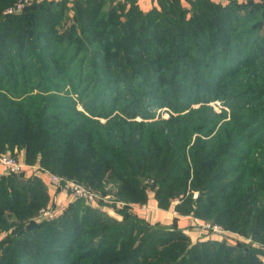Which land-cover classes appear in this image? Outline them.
<instances>
[{
	"label": "trees",
	"instance_id": "obj_1",
	"mask_svg": "<svg viewBox=\"0 0 264 264\" xmlns=\"http://www.w3.org/2000/svg\"><path fill=\"white\" fill-rule=\"evenodd\" d=\"M20 1L0 0V153L127 205L118 217L76 199L37 221L51 197L41 176L0 175V264H264V0L7 12ZM149 190L252 241L151 224L130 208Z\"/></svg>",
	"mask_w": 264,
	"mask_h": 264
},
{
	"label": "built area",
	"instance_id": "obj_2",
	"mask_svg": "<svg viewBox=\"0 0 264 264\" xmlns=\"http://www.w3.org/2000/svg\"><path fill=\"white\" fill-rule=\"evenodd\" d=\"M25 2H27V0L20 1L16 6L8 8L7 12L20 11L24 6ZM0 165H2L5 168V170L10 174H21L23 170L27 166H29L28 164L24 163V161H22L18 156L12 155L10 153H0ZM36 169L39 170L38 175L39 176L46 175L49 183L54 187V192L51 194L50 201L46 207L41 209L38 215L39 218L54 219L58 217L60 214L64 212L67 204L70 201L76 199H83L88 204L99 206L107 211L108 209H106L105 207L112 208L111 210H113L115 214L110 213L109 211L108 212L111 215L118 217H120V215L116 212V207H122L127 205L126 202H124L123 200L116 199L112 194H103L102 192L93 189L88 185H85L70 178H66L57 173L50 172L49 170L41 168L40 166H37ZM146 181L151 182L149 180ZM61 191H64L68 194L67 199L69 201L66 200L65 202L64 201L60 202L58 193ZM130 208L132 211L137 212L143 209V206L131 204ZM194 220L198 224V227L201 230H208L209 232L218 235L220 238H222L223 236L226 237L227 236L226 233L229 231L220 224L203 222L196 217H194ZM238 235L240 236L241 234L238 233ZM243 237L247 242L252 241L250 238H247L245 236Z\"/></svg>",
	"mask_w": 264,
	"mask_h": 264
},
{
	"label": "crops",
	"instance_id": "obj_3",
	"mask_svg": "<svg viewBox=\"0 0 264 264\" xmlns=\"http://www.w3.org/2000/svg\"><path fill=\"white\" fill-rule=\"evenodd\" d=\"M140 7L143 10H149L154 5H157V0H139ZM24 151H20L19 155L21 158H24ZM37 166H27L21 175L25 177H29L34 173V170ZM8 174L5 168L0 165V175H6ZM41 178L44 180L48 191L51 194L54 192V187L51 185L48 181V178L46 175L41 176ZM58 197L60 202L68 200V194L64 191H61L58 193ZM69 201V200H68ZM175 202L168 208V209H162L158 207L157 200L155 199V192L152 190L147 191V202L143 206V209L137 211L138 215L145 218L148 222L151 224H154L156 226L165 227V228H178L182 229L192 240V242H196L198 240H205L208 239L210 236H203L199 237L198 239L194 238V234L192 233L193 224H194V217L192 215H183L179 214L175 210ZM109 211V210H108ZM112 213L111 211H109ZM209 232L208 230H204V233ZM227 235V241L228 242H235V241H245L243 240L238 233L228 231L226 233ZM238 235V236H236ZM236 238L237 240H234L233 238ZM214 239H220L218 237L212 236ZM264 261V257L262 258Z\"/></svg>",
	"mask_w": 264,
	"mask_h": 264
},
{
	"label": "rangeland",
	"instance_id": "obj_4",
	"mask_svg": "<svg viewBox=\"0 0 264 264\" xmlns=\"http://www.w3.org/2000/svg\"><path fill=\"white\" fill-rule=\"evenodd\" d=\"M240 80V79H239ZM238 80V81H239ZM84 100V99H83ZM82 100V101H83ZM84 102H90V104L92 103V101H91V99H88L87 101H85L84 100ZM211 104L214 106V108H215V110L219 113L220 112V109H221V105L223 106V102H221V101H217V100H214V101H212L211 102ZM81 105H82V102H81ZM120 106H123V104H120ZM80 108H81V106H80ZM227 109H228V111L229 112H231L230 111V108L229 107H227ZM156 114H160L162 117H168L169 116V110H168V108H161V109H158V110H156ZM137 119H141V117L140 116H138L137 117ZM5 153H10L11 154V152H5ZM20 153V152H19ZM19 153H14L16 156H18L22 161H24V163H26V154H25V151L23 152L24 154V158L22 159L21 158V156L19 155ZM27 164V163H26ZM34 166H39L38 164H35ZM38 169H36L35 168V170H34V173L35 174H37L38 175ZM8 173V172H7ZM9 174V173H8ZM22 174V173H21ZM33 174V173H32ZM20 176V175H19ZM106 209H110L109 211H111L113 214H115V212L113 211V210H111L112 208H108V207H105ZM36 220L37 221H40V220H43L42 218H39V217H37L36 218ZM193 221H194V224H193V229H192V233L194 234V238H196V239H198L199 237H203V236H210V237H212V236H215V237H218V238H220L218 235H215V234H213L212 232H207V233H204V230H201L199 227H198V224L195 222V220L193 219ZM236 236H238V235H236ZM241 236V235H240ZM3 236H0V239L2 238ZM231 238H233V237H231ZM241 238L243 239V240H245V238L243 237V236H241ZM220 239H224V240H227V236L225 237V236H223L222 238H220ZM234 240H237L236 238H233ZM256 244H258V243H256ZM264 247V246H263Z\"/></svg>",
	"mask_w": 264,
	"mask_h": 264
}]
</instances>
